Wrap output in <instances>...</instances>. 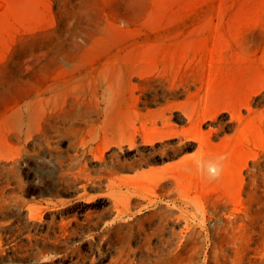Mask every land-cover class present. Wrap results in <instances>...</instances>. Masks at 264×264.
<instances>
[{"label":"rangeland","instance_id":"374dc122","mask_svg":"<svg viewBox=\"0 0 264 264\" xmlns=\"http://www.w3.org/2000/svg\"><path fill=\"white\" fill-rule=\"evenodd\" d=\"M0 264H264V0H0Z\"/></svg>","mask_w":264,"mask_h":264},{"label":"clouds","instance_id":"9594fccd","mask_svg":"<svg viewBox=\"0 0 264 264\" xmlns=\"http://www.w3.org/2000/svg\"><path fill=\"white\" fill-rule=\"evenodd\" d=\"M219 159L222 160V159H224V157H219ZM210 170L212 171L213 176H215L217 174L215 167L211 168Z\"/></svg>","mask_w":264,"mask_h":264},{"label":"bare ground","instance_id":"6f19581e","mask_svg":"<svg viewBox=\"0 0 264 264\" xmlns=\"http://www.w3.org/2000/svg\"><path fill=\"white\" fill-rule=\"evenodd\" d=\"M148 207V206H147Z\"/></svg>","mask_w":264,"mask_h":264}]
</instances>
